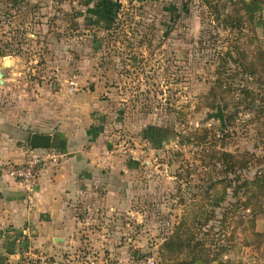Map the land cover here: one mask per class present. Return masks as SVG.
Instances as JSON below:
<instances>
[{"label":"rangeland","instance_id":"obj_1","mask_svg":"<svg viewBox=\"0 0 264 264\" xmlns=\"http://www.w3.org/2000/svg\"><path fill=\"white\" fill-rule=\"evenodd\" d=\"M3 53L0 119L102 135L85 200H105L57 258L28 237L6 256L264 264V0H0ZM179 232L202 245L195 262Z\"/></svg>","mask_w":264,"mask_h":264},{"label":"crops","instance_id":"obj_2","mask_svg":"<svg viewBox=\"0 0 264 264\" xmlns=\"http://www.w3.org/2000/svg\"><path fill=\"white\" fill-rule=\"evenodd\" d=\"M59 130L62 131H53L59 134L31 132L9 126L7 121L0 119V264H20V255L6 256L5 250L9 253L13 247L21 248L24 244L21 239L25 237L32 242L31 248L57 258V253L72 249L84 233L81 231L85 221L80 216L81 207L92 201L101 205L105 201L85 200L88 186L100 184L102 135L91 138L71 132L69 128ZM33 133L51 135L53 147L60 148L64 157L57 164L47 161L42 165L34 205L27 208L21 186L7 177L2 167L6 163L20 164L24 161L23 144L27 141L29 144ZM44 152V149L33 150L37 156ZM90 192L92 195L93 191ZM4 236L12 239L6 240Z\"/></svg>","mask_w":264,"mask_h":264},{"label":"built area","instance_id":"obj_3","mask_svg":"<svg viewBox=\"0 0 264 264\" xmlns=\"http://www.w3.org/2000/svg\"><path fill=\"white\" fill-rule=\"evenodd\" d=\"M24 155L25 159L22 163H6L2 167V170L8 178L21 186L25 205L27 206V208H31L34 205L35 189L38 184L42 165L47 161L57 164L60 160L63 159L64 154L55 149H48L45 150L44 154L37 156L33 153V150L28 147L25 150ZM29 258L31 260L37 259L36 257H34V255H29ZM146 264L155 263L153 259H149L147 260Z\"/></svg>","mask_w":264,"mask_h":264},{"label":"trees","instance_id":"obj_4","mask_svg":"<svg viewBox=\"0 0 264 264\" xmlns=\"http://www.w3.org/2000/svg\"><path fill=\"white\" fill-rule=\"evenodd\" d=\"M0 56L2 57H4L5 56V54L3 53V54H0ZM219 83H220V81L218 80L217 82H216V84H215V88H217V89H219L220 87H219ZM51 149H55V150H58V151H60V152H62V153H64L60 148L59 149H57V148H51ZM223 165H224V167H226V166H228V163L227 162H224L223 163ZM200 223V219H198V221L196 220V221H194V223ZM205 222H207V221H205ZM193 223V224H194ZM185 224H186V220H183L182 221V223L179 225V228L181 227V226H185ZM196 226H198V230L199 231H201L202 229H203V227H202V225L200 226L199 224H197ZM188 230V228L186 229V231ZM207 232H210L211 231V228H209L208 230H206ZM207 232H199V233H201V234H205V233H207ZM254 235H256V234H254ZM193 241H194V238H193V234H189V235H187L186 237H184L183 235H182V233L180 234V232H179V254H181L182 252H184V251H187V256L188 257H191V260L193 261V262H195L196 260H197V258L202 254H199L197 251H196V249L197 248H201V244L199 243V244H195V245H193L192 243H193ZM198 241V240H197ZM193 245V246H192ZM203 255V254H202ZM201 260H202V258H201Z\"/></svg>","mask_w":264,"mask_h":264},{"label":"water","instance_id":"obj_5","mask_svg":"<svg viewBox=\"0 0 264 264\" xmlns=\"http://www.w3.org/2000/svg\"><path fill=\"white\" fill-rule=\"evenodd\" d=\"M2 84H3V75L0 73V86ZM212 116L214 118H218L219 121L221 123H223V115H222L220 106L217 107V112L215 114H213ZM29 147L32 150H36V149L48 150V149H51V148H53L52 136L49 134L43 135V134L33 133V134H31L30 139H29Z\"/></svg>","mask_w":264,"mask_h":264}]
</instances>
